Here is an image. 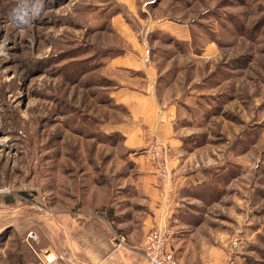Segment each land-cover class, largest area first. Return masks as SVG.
Here are the masks:
<instances>
[{
  "label": "rangeland",
  "instance_id": "374dc122",
  "mask_svg": "<svg viewBox=\"0 0 264 264\" xmlns=\"http://www.w3.org/2000/svg\"><path fill=\"white\" fill-rule=\"evenodd\" d=\"M143 2L135 16L116 0H0V264L38 259L22 256L17 239L27 225L35 236L46 210L135 203L124 186L135 177L125 136L106 131L130 110L102 69L122 54L105 47L119 41L112 18L141 33ZM146 9L191 30L182 49L163 32L146 39L160 89L175 83L174 130L200 195L193 228L227 236L226 264H264V0H158ZM210 43L216 59L201 57Z\"/></svg>",
  "mask_w": 264,
  "mask_h": 264
},
{
  "label": "crops",
  "instance_id": "0c3cea01",
  "mask_svg": "<svg viewBox=\"0 0 264 264\" xmlns=\"http://www.w3.org/2000/svg\"><path fill=\"white\" fill-rule=\"evenodd\" d=\"M116 1L135 16L139 11L137 2L145 1L142 12L148 15L146 20L139 19L141 33L134 31L122 15L112 18L114 37L119 41L105 47L122 54L106 59L102 69L118 83L111 96L130 110L129 121L109 123L106 131L121 130L125 136L126 159L134 163L135 177L124 186L132 188L135 203H82L76 211L66 204L64 210H46L45 218L39 216L42 221L38 220L33 238L26 237L28 225L24 233L18 228L22 233L17 239L18 250L22 256L27 254V260L53 251L65 257L59 264H149L144 256V240L152 230L161 229L169 232V245L179 264H226L230 258L227 236L213 229L206 231L201 223L193 228L191 208L200 195H194V176L184 173L187 163L182 160L181 142L174 130L179 110L175 83L160 89L158 62L151 56L146 39L148 33L163 32L171 36L172 45L178 49L190 41L191 30L167 16L153 17L146 7L158 0ZM202 52L201 57L210 60L216 59L219 50L210 43ZM189 53L195 58L192 51ZM178 56L184 54L180 51L175 59ZM154 139L170 149L168 168L174 175L167 181L160 179L149 156L137 155ZM121 241L124 245L118 247Z\"/></svg>",
  "mask_w": 264,
  "mask_h": 264
},
{
  "label": "built area",
  "instance_id": "2783aa9c",
  "mask_svg": "<svg viewBox=\"0 0 264 264\" xmlns=\"http://www.w3.org/2000/svg\"><path fill=\"white\" fill-rule=\"evenodd\" d=\"M147 154L156 167L160 179L167 181L169 179V147L159 139H154L147 149ZM169 240L170 236L167 230L155 229L146 236L143 243V251L149 264H179L170 248ZM239 243V239H234L231 245L233 248H237ZM123 245L122 241L118 243V247ZM60 258L55 252L47 251L31 264H56Z\"/></svg>",
  "mask_w": 264,
  "mask_h": 264
}]
</instances>
